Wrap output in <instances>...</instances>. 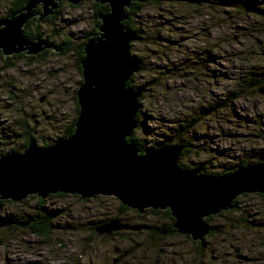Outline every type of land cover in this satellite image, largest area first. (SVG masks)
<instances>
[{
  "label": "rangeland",
  "instance_id": "rangeland-1",
  "mask_svg": "<svg viewBox=\"0 0 264 264\" xmlns=\"http://www.w3.org/2000/svg\"><path fill=\"white\" fill-rule=\"evenodd\" d=\"M1 3L0 18L9 6ZM64 3L59 19L39 24L56 45L69 39L76 48L94 28V2ZM248 5L264 11V0H151L143 7L137 19L143 40L131 45L130 55L146 68L135 80L146 86L140 102L146 117L135 132L145 149L158 148L166 136L175 145L174 129L184 126L193 152L179 162L191 169L202 164L216 174L264 159V85L256 75L264 68V18ZM4 60L0 56V152H24L30 138L39 147L62 138L78 117L77 56L52 51L36 60ZM32 197L0 204V218L34 215L44 206L54 216L52 233L45 238L27 226L0 228V264H264V197L257 193L239 196L237 212L206 220L216 230L204 245L170 235L163 211H123L113 197L57 194L44 204ZM114 219L141 229L97 233Z\"/></svg>",
  "mask_w": 264,
  "mask_h": 264
},
{
  "label": "water",
  "instance_id": "water-1",
  "mask_svg": "<svg viewBox=\"0 0 264 264\" xmlns=\"http://www.w3.org/2000/svg\"><path fill=\"white\" fill-rule=\"evenodd\" d=\"M149 1L28 0L21 10L0 18V52L7 59L21 53L37 56L46 49L56 50L49 39L30 41L24 28L36 17L40 23L53 15L60 2H94L107 4L110 9L99 17V35L84 46L74 133L46 147H39L32 140L22 153L1 155V201L19 203L32 196L44 200L57 194L82 200L113 197L139 214L168 210L178 234L201 242L211 231L206 219L228 212L239 196H264V163L227 175H204L199 168L188 170L179 166L182 145L149 148L141 153L128 141L138 127L142 92L127 88L141 64L130 55L131 44L138 40V35L126 28L124 21L133 3ZM39 6L41 13L36 12ZM259 93L264 94V87ZM14 224L25 227L30 222L0 218V228ZM140 229L114 219L96 231L99 235H111Z\"/></svg>",
  "mask_w": 264,
  "mask_h": 264
},
{
  "label": "trees",
  "instance_id": "trees-1",
  "mask_svg": "<svg viewBox=\"0 0 264 264\" xmlns=\"http://www.w3.org/2000/svg\"><path fill=\"white\" fill-rule=\"evenodd\" d=\"M153 1L154 2H162V1L168 2L170 0H152V2ZM24 2H25V0H6L5 3L6 4L9 3V6L7 7V10L3 12L4 16L5 15L8 16L10 12H13L15 10H19V8H21L24 5ZM2 4H4V3L0 2V6ZM64 5H65L64 2L60 3L59 8L54 11V14L52 16H49V17L45 18L43 20V22H54L57 19H59V17L62 14V8H63ZM69 5L71 7L76 8V7L81 6V3L76 5V6L71 5V4H69ZM145 5L146 4L133 3L131 8L127 11L128 19L126 21H124V25H125L126 28H128L129 30L135 31L137 33V35H138L137 42H140L141 40H143V31H145L144 28H143V25L137 20L139 15H140L141 10L143 9V7ZM92 6H93L92 9H93V12H94V16H93L94 17V28H93V30L91 32H89L84 37V41L82 43H80L76 48H72L71 40H69V39L68 40H63V42H61L60 44L56 45V49H57L58 53H61L63 55L66 54L67 52H69V53L72 52V51L74 52V54L78 58V67L77 68H78L80 74H82L81 61L84 59V46H85L86 42L90 38H94V37H97L99 35L98 34V28H99V26L101 24V22L99 21V17L104 16V15H106V14H108L110 12L109 6L107 4L93 3ZM247 8H249L251 10V12L253 13V16H258V17L264 18V11L262 13V11L260 9L254 8V7L250 6V5H248ZM260 13H262L261 16H260ZM35 23H37L36 20L32 19L26 25V27L24 29V35L27 38L32 39V40L35 39V38H39V37H41L43 35V33L41 32V27H40L41 25L39 23H37L38 25H35ZM0 56H1V54H0ZM208 57H210V55ZM136 59H138V58H136ZM8 60H10V59H8ZM8 60H4V62L8 63ZM138 60L140 61V64H141V70L130 79V81L127 84V88H128V90H130L132 92H138V91L142 92V96H141V99H140V102H141L144 99L146 86L144 84L143 85H137L135 80L140 74L145 72L146 68H145V62H143V59H138ZM256 75L257 76H261L260 80L257 79V81H259V83H260L258 86L264 85V68L262 69L261 73H256ZM251 76L253 77V75H251ZM252 80H254V79H252ZM81 84H82V82H81ZM141 108H142V105H141ZM77 110L79 111L78 104H77ZM143 117H146V116L141 112V109H140L139 113L137 115V120L139 121V119H141ZM75 122H76V119H74L72 124L66 129L63 137H65V138L69 137V136H71L74 133ZM141 129H142V127H140V125H138L137 129L133 132L132 137L130 139H128V141L131 142V143H134L136 145V147L140 150V152L143 153L146 146L144 145L143 141H141L140 139H138L136 137V134H135V132L137 130H141ZM174 131L177 134V135L176 134L172 135V136H176L175 140L177 139L175 145H182L184 147V150H183V152L181 154V157L192 153L193 152L191 150L192 147L190 146L189 143H187L184 140L188 136V133H189L188 129L186 127H184V126H180V127L176 128V129H174ZM170 137L171 136H166L167 139L165 141L160 142L158 148H165V147L175 146L172 143H170V141L168 139ZM171 139H174V137L171 138ZM31 140H33V138H30V139L27 140V142L25 144V147H27V145L29 144V142ZM12 152H20V151L13 150V151H11V153ZM258 163H264V159H260L257 163H251V162L242 161V162H240L238 164H235L234 166H231V167L227 168L222 173H216V174L207 173L206 170H205V167H203L202 164H198L196 166V168L201 169V172L204 175L222 176V175L231 174V173L239 171V170H241V169H243V168H245V167H247L249 165L258 164ZM179 166L181 168H183V169H188V170L191 169L190 167H188L184 163H180L179 162ZM58 196L64 197L65 195L58 194ZM261 197H264V196L261 195ZM31 198H33V197H31ZM9 202L10 201H1L0 200V204L9 203ZM39 202L44 204V201L41 200V199H39ZM120 208L123 211H130L129 208H127V207H125V206H123L121 204H120ZM238 209H239V198H237L233 202L232 208L228 212H223V213H221V214H219L217 216L209 217L206 220L209 222V221L213 220L216 217H226V216L230 215L232 212H237ZM147 212H150L152 214L161 213V211H153V210H147ZM163 213L168 217V219L171 222V224L169 226V229H168V233L170 235L175 236V234L177 232L173 229L174 219L171 217L170 212L168 210L163 211ZM10 218L13 219L14 221H17V222H27V221H29L30 224L26 227V230H29L32 234H37V235H39L41 237H45L46 238V237H49V235L52 233L51 227H52V222L54 220V216L44 206L38 207L37 208V212L34 215H26V216H22L21 218H16V217L11 216ZM210 227H211V231L208 234V237L214 236L215 230H216L213 226H210ZM199 244L204 245V240L199 242Z\"/></svg>",
  "mask_w": 264,
  "mask_h": 264
},
{
  "label": "flooded vegetation",
  "instance_id": "flooded-vegetation-1",
  "mask_svg": "<svg viewBox=\"0 0 264 264\" xmlns=\"http://www.w3.org/2000/svg\"><path fill=\"white\" fill-rule=\"evenodd\" d=\"M4 1H6V0H4ZM28 0H25V2H24V5L21 7V8H19V10H21L24 6H25V4H26V2H27ZM60 3H62V2H60ZM60 3H59V5H60ZM69 4V3H68ZM59 8V7H58ZM19 10H15V11H13V12H16V11H19ZM13 12H10L9 13V15L11 14V13H13ZM36 12L37 13H41L42 12V7L41 6H39L37 9H36ZM54 14V13H53ZM8 15V16H9ZM35 20H36V22L38 23V17H36V18H34ZM44 20V19H43ZM43 20L41 21V22H43ZM30 22V21H29ZM28 22V23H29ZM37 23H35V25H38ZM34 26V25H33ZM26 27V26H25ZM40 27H42V25L40 26ZM25 29V28H24ZM41 32L43 33V35L41 36V37H39V38H35V39H29L30 41H36L37 39H41V40H45V39H49L50 41H51V43L54 45V47H55V49H56V44H55V42H53L52 41V38H48V37H46L45 35H44V32H43V29L41 28ZM26 37V36H25ZM27 38V37H26ZM52 51H54V50H49V49H46V50H44V51H42L41 53H39L37 56H28V55H26V53H21V54H19V55H14V56H12V57H23V58H30V59H32V60H36V59H41V58H43L44 56H46L48 53H50V52H52ZM55 51H57V49L55 50ZM54 51V52H55ZM0 54H1V52H0ZM1 56H2V54H1ZM9 59H11V57L9 58ZM7 60H8V58H7ZM62 138H65V137H62ZM53 143H51L50 145H52ZM19 151V150H18ZM16 153H22V152H16ZM1 155H3V153H1L0 152V156Z\"/></svg>",
  "mask_w": 264,
  "mask_h": 264
},
{
  "label": "bare ground",
  "instance_id": "bare-ground-1",
  "mask_svg": "<svg viewBox=\"0 0 264 264\" xmlns=\"http://www.w3.org/2000/svg\"><path fill=\"white\" fill-rule=\"evenodd\" d=\"M212 217V216H211ZM98 235V234H97Z\"/></svg>",
  "mask_w": 264,
  "mask_h": 264
}]
</instances>
